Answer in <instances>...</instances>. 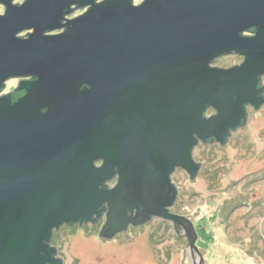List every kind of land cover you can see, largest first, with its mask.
I'll list each match as a JSON object with an SVG mask.
<instances>
[{"label":"water","instance_id":"obj_1","mask_svg":"<svg viewBox=\"0 0 264 264\" xmlns=\"http://www.w3.org/2000/svg\"><path fill=\"white\" fill-rule=\"evenodd\" d=\"M13 1L0 0V92L35 80L0 98V264H59L53 230L115 198L112 234L160 217L186 231L190 264H205L193 223L166 210L170 176H195L199 142L224 145L263 105L264 0ZM73 6L89 9L63 24ZM231 54L243 64L212 67ZM209 107L218 118H204ZM115 168L123 184L106 192ZM141 206V222L127 217Z\"/></svg>","mask_w":264,"mask_h":264},{"label":"rangeland","instance_id":"obj_2","mask_svg":"<svg viewBox=\"0 0 264 264\" xmlns=\"http://www.w3.org/2000/svg\"><path fill=\"white\" fill-rule=\"evenodd\" d=\"M4 14L0 5V15ZM243 62L244 57L231 54L212 67L230 69ZM246 113L245 125L235 130L228 144L195 148L203 171L194 181L183 171L175 175L181 184V211L195 227L205 264H264V105L257 110L246 107ZM167 229L153 233L146 227L140 235L110 244L97 239L98 229L76 227L67 229L60 236L62 243L55 244L69 264H190L184 259L187 238Z\"/></svg>","mask_w":264,"mask_h":264},{"label":"flooded vegetation","instance_id":"obj_3","mask_svg":"<svg viewBox=\"0 0 264 264\" xmlns=\"http://www.w3.org/2000/svg\"><path fill=\"white\" fill-rule=\"evenodd\" d=\"M27 0H25L22 4H24ZM104 0H97V3L102 2ZM13 4L14 1H13ZM22 4H16V5H22ZM3 6V5H1ZM5 8V7H4ZM89 8L86 9H79L77 6H73L71 8L72 12L67 15L65 17L64 22H70L82 15H84ZM6 11V8H5ZM74 13H78L79 15L76 17H72V15ZM63 23V24H66ZM64 32V29H62L61 31L58 32H53V33H46L47 35H57V34H61ZM255 32L254 31H248L247 33H245V36H253ZM31 33H27L26 36H23L21 38H27ZM20 37V36H19ZM264 76H262L260 78V88L263 89V93L261 94V97L263 98L264 101ZM35 79L33 77H27V78H12L10 80H8L5 83V88L0 92V98L3 96H11L13 102L17 101L18 99H20L21 97L24 96V92L20 91V87L22 86L23 83L25 82H30V81H34ZM12 82H16V84L14 85V87H12L11 89H8V85L9 83ZM264 105V103H263ZM253 108L255 110H257L254 106H247V109L249 108ZM204 118L206 120H212V119H216L218 118V112L212 108L209 107L205 114H204ZM235 130H230L228 136H227V141L225 144H228V140L230 139V137H232V135H234ZM217 144H221L220 142H218L217 140H215L214 138H211L208 142L203 143V142H199V144L196 147H199L200 145H209V146H213V145H217ZM222 145V144H221ZM195 147V148H196ZM195 148L192 151V160L195 162V164H197L199 166L198 171L196 173L195 176H193L191 173H189L187 170L184 169H180L177 168L170 176V185L173 188V192L175 193V197L173 200V203L170 207H168L166 210L168 212L169 215H173V216H178L182 219H188L189 217L188 215H186L184 213V211L182 210V204H181V184L179 183L180 181L176 180L175 175L179 172V171H183L184 174L187 175V177L191 180L194 181L197 176L199 174H201V172L203 171V163L200 160H196V156H195ZM104 166V161H99L96 163L95 167L97 169L103 168ZM123 184V180H122V175L119 172L118 168L114 169V174L108 178L107 180H105L103 182V190L106 192H114L117 190V188H119L121 185ZM117 204V199L115 198L113 201L109 200L108 202H106L103 207L101 209H103V212L101 214L100 217H97L96 215L93 216L92 219L90 220H84V221H80L77 222L75 224H63L59 229H55L52 232V237L51 240L49 242V246L50 248L54 251V255L53 258L59 263V264H69L70 262L67 260V258H65L64 256H62V254H59V248L55 243H62V238L60 239V236H63L64 232L69 229L71 231H73L72 229H75L76 227L81 228V229H88L89 227L98 229V232L96 234L97 239L101 242V243H116L118 242V240H121L123 237H128L131 234H135V235H140L141 231H144L143 228L146 227H150L151 231L153 233H157L158 231H165L167 228L170 230L171 228L175 231V233L177 234V236L181 239H186L187 238V234L186 231L180 227V226H176V224L174 222H169V221H165L160 217H150L148 221L144 222L143 224H137L135 225L133 222L131 224H129L127 226L126 229H124L121 232H116L114 234H112L111 230L112 228H116V225H111V221H113V217L117 216L119 209L115 206ZM185 210V209H184ZM145 214V208L144 207H139V208H134L132 211L127 213V217L131 218L132 220H138L140 221L141 218H143V215ZM141 217V218H140ZM141 222V221H140ZM184 222V220H183ZM138 223V222H137ZM185 223V222H184ZM153 225V226H152ZM154 225H156V227H154ZM167 229V230H168ZM91 230V229H90ZM188 247V245H187ZM196 253H191L190 250H188V248L184 249V259L187 261H192V263L198 259V255H195ZM78 259V258H75ZM75 262V260H74Z\"/></svg>","mask_w":264,"mask_h":264},{"label":"bare ground","instance_id":"obj_4","mask_svg":"<svg viewBox=\"0 0 264 264\" xmlns=\"http://www.w3.org/2000/svg\"><path fill=\"white\" fill-rule=\"evenodd\" d=\"M135 6V5H134ZM6 12V11H5ZM66 17V16H65ZM64 17V18H65ZM63 23H65L64 21H63ZM62 29H65V28H61V30ZM61 30H57L56 32H58V31H61ZM29 33H33L34 31L33 30H31V31H28ZM55 33V32H54ZM56 35V34H55ZM13 83V82H12ZM12 83H9V85H11ZM200 253H201V251H200Z\"/></svg>","mask_w":264,"mask_h":264},{"label":"trees","instance_id":"obj_5","mask_svg":"<svg viewBox=\"0 0 264 264\" xmlns=\"http://www.w3.org/2000/svg\"><path fill=\"white\" fill-rule=\"evenodd\" d=\"M66 22V21H65ZM66 23H68V22H66ZM251 31H254V29H251ZM247 33V32H246Z\"/></svg>","mask_w":264,"mask_h":264}]
</instances>
